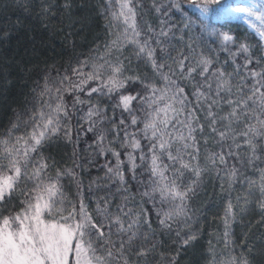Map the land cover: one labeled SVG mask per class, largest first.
I'll return each instance as SVG.
<instances>
[{
	"label": "snow or ice",
	"instance_id": "obj_1",
	"mask_svg": "<svg viewBox=\"0 0 264 264\" xmlns=\"http://www.w3.org/2000/svg\"><path fill=\"white\" fill-rule=\"evenodd\" d=\"M106 2L111 15L110 39L102 50L98 47L95 55L69 65L54 78L45 77L27 117L21 120L18 116L0 136V264H129L130 252L147 255L146 249L135 248L138 239L148 237L140 232V216L125 210L127 196L123 204L115 205V210L111 199L104 196L90 207L76 171L83 166L75 159L74 167L50 173L53 158L45 156L43 149L54 141L73 144L75 157L80 133H92L89 148L115 161L107 162L105 168L107 178L119 182L118 191H128L124 187L126 171L136 179L137 169L145 168L149 178L141 195L153 201L158 195L159 203L169 206L167 210L161 208L157 215L160 225L170 232L174 224L181 230L189 226L187 201L203 172L223 170L231 183L239 172L237 164L254 166L255 161L264 162V64L257 61L259 69L249 67L253 64L250 46L240 44L231 53L235 65L231 73L214 68V61L203 55L194 61L183 53L173 57L159 40L158 54L149 39H139L141 31L133 0ZM205 3L216 5L215 10L230 8L225 0ZM116 5L118 10H114ZM200 11L203 15L209 9ZM235 11L264 26V4L237 7ZM255 31L264 40V31ZM160 35L166 36L167 32L161 31ZM222 41L234 42V37L223 33ZM129 46L134 47L137 59L150 64L151 81L125 75L124 60L128 58L121 57ZM241 53L243 64H236L235 57ZM241 68L246 75L241 74ZM233 76L239 78L237 83H233ZM179 81H187V85ZM136 84L140 87H132ZM188 86L190 91L186 90ZM93 94L112 100L113 117L115 109H121L118 123L107 117L99 101L93 102ZM106 123L111 127L102 126ZM206 128L221 151H205L201 158V140L205 146L209 142L202 135ZM109 134L112 139H108ZM231 160L236 163L230 165ZM256 171L259 207L264 211V168ZM248 183L250 190L256 181ZM72 185L74 195L70 194ZM233 219V204L229 201L223 217L226 249ZM176 236L182 246L197 238L190 232L181 236L180 230ZM209 252L212 258L208 264H237L235 256L217 261L211 246ZM170 264H175L174 258ZM240 264L249 261L241 259Z\"/></svg>",
	"mask_w": 264,
	"mask_h": 264
},
{
	"label": "trees",
	"instance_id": "obj_2",
	"mask_svg": "<svg viewBox=\"0 0 264 264\" xmlns=\"http://www.w3.org/2000/svg\"><path fill=\"white\" fill-rule=\"evenodd\" d=\"M4 1L7 2L5 7L0 6V136L7 132L18 116L21 120L27 117L29 110L36 104L45 77L54 78L58 72L63 73L69 65H75L78 60L95 55L98 47L102 50L103 45L110 39L111 21L106 0ZM76 1L86 2V7L73 9ZM87 1L94 4L93 8L87 4ZM252 1L257 5L264 4V0ZM193 2L207 7L208 17L204 18L193 11L190 7ZM133 4L136 6V20L141 31L139 39H149L158 54L157 40L173 57L178 58L183 53L194 61L203 55L214 61V68H223L231 73L235 67L231 53L236 52L240 44H247L250 46L253 58V64L249 67L259 69L260 64L257 61L264 64V59H261L264 55L260 40L242 22L214 19V17H228L231 9L249 5L225 2L230 8L215 10L216 5H206L205 0H133ZM84 10L89 14L87 13L79 22L80 13ZM114 10H118V5ZM161 31L167 32V35L161 36ZM223 33L232 35L234 42L225 44L222 41ZM37 43L45 47L38 51L34 50L36 53L26 51L27 46H34ZM51 48L55 50L52 51ZM243 55L241 53L235 57L236 64H243ZM124 57L128 58L124 60L127 67L125 75H139L151 81L153 72L150 64L144 59H137L133 46L125 49L121 59ZM168 63L171 64L172 61ZM172 66L176 67L175 64ZM241 74L246 75V70L241 68ZM174 78L178 79V76ZM232 79L233 83L239 80L236 76ZM5 81H12V86L4 88ZM179 82L187 85V81ZM247 83L250 84L251 80H247ZM132 87H140V85L136 84ZM186 90L190 91V86ZM92 99L94 103L99 101V106L106 110L107 117L115 119L118 123L117 118L121 109H115V117H113L112 100L107 96L96 94H93ZM127 115L124 113L125 117ZM137 115L143 114L138 112ZM201 116L203 117L202 113ZM102 126L111 127V124L106 123ZM75 135L74 131V138ZM197 135L201 134L197 133ZM202 135L208 138L209 142L205 146L201 140V158L205 151H221L220 146L214 143L216 138L210 130L206 128ZM92 136L93 134L89 132L80 133L79 145L75 147V157H73L74 145L63 141L50 143L43 152L45 156L53 158L50 161V163L54 162L53 167L49 169L52 175H55L57 168L74 167V159L76 164L83 166L76 168V171L83 181L86 203L90 207L95 206L97 198L104 196L111 199L115 210V205L123 204V197H128L125 210L131 209L133 215L140 216L142 221L140 232L148 237L146 240L138 239L135 244L137 251L141 248L146 249L147 255L137 256L134 252H130L129 264H170L173 258L175 264H208L212 258L209 252L210 246L214 249L217 261L222 257L228 259L230 256H235L237 264H240L241 259H247L249 264H264V211L259 207L261 196L258 189L259 173L256 171V168H264V162L255 161L254 166L237 164L239 172L231 183L225 177L223 170L203 172L197 182L195 193H190V199L187 201L188 214L191 216L189 226L181 230V227L174 224L170 232L160 225V217L157 215L161 208L167 210L169 206L161 205L158 195L155 201L141 195L146 190L149 178L146 169L138 168L136 179H132V174L126 171L127 184L124 187H127L128 191H118L121 187L119 182L115 179L109 180L105 168L107 162L115 161L110 155H98L94 149L89 148ZM108 139H112L111 134ZM235 163V160L230 161V165ZM191 178L195 179V177ZM187 179L186 175V182ZM249 180L256 181L250 190ZM141 181H144V184H141ZM64 183L69 184L67 178ZM75 191V186L72 185L70 194L74 195ZM229 201L233 204L234 219L228 237L229 247L226 249L223 239V217ZM148 224L151 225L150 229ZM178 230L181 231V236L190 232L196 234L197 238L190 244L182 246L176 236ZM192 255L193 257H190Z\"/></svg>",
	"mask_w": 264,
	"mask_h": 264
},
{
	"label": "rangeland",
	"instance_id": "obj_3",
	"mask_svg": "<svg viewBox=\"0 0 264 264\" xmlns=\"http://www.w3.org/2000/svg\"><path fill=\"white\" fill-rule=\"evenodd\" d=\"M196 1V0H195ZM225 2H232V3H243V4H245V5H249V6H252L253 4H256V3H254L252 0H225ZM6 3L7 2H5L4 0H0V6H3V8L5 7V5H6ZM87 4H89L90 6H92V8H93V6H94V4H92V3H90L89 1H87ZM86 7V2H78V1H76L75 2V5L73 6V9L74 8H79V9H82V8H85ZM190 7L194 10V11H196V12H198L202 17H207L208 16V13L206 12V13H204L203 15L201 14V9L202 8H204V5H202V4H199V3H197V2H193L191 5H190ZM237 8V7H236ZM236 8H234V10H232L231 9V11H230V14H229V16L230 17H228V18H230V19H236V20H239V21H242L244 24H246L247 25V27L251 30V31H253L256 35H257V32L255 31V28H260L259 27V25L255 22V21H253V20H251L252 18H249L246 14H244V13H238V12H236L235 11V9ZM88 11H90V9H88ZM88 11H86V10H84L83 12H81L80 14H81V17L79 18V22L83 19V18H85L86 17V14L88 13L89 14V12ZM216 18V17H215ZM222 18H225V17H220V18H218V19H222ZM83 23H84V21H83ZM253 25H255V27H253ZM80 28V27H79ZM261 29V28H260ZM261 31H264V30H262L261 29ZM258 37H259V35H257ZM81 38V37H80ZM79 38V39H80ZM260 38V37H259ZM23 41V40H22ZM262 41V44H263V51H264V40H261ZM35 45H38V47H36ZM45 46H43L42 44H34V46H32V45H29V46H27V50L26 51H30V52H32V53H36L34 50H40V48H44ZM14 49H16V46H15V44H14ZM52 49V51H54L55 50V48H51ZM26 51H24V54L26 53ZM57 52H59V51H57ZM15 53H16V50H15ZM264 53V52H263ZM23 57L25 56V55H22ZM23 57H22V59H23ZM26 60V59H25ZM7 63V62H6ZM19 64V63H18ZM17 64V65H18ZM6 73H4V75H5ZM1 75V74H0ZM6 82V81H5ZM12 81H10V82H6L5 84H3V87L4 88H9V87H11L12 86ZM193 252H191V254H192ZM194 254V253H193ZM190 257H193V255L192 256H190Z\"/></svg>",
	"mask_w": 264,
	"mask_h": 264
},
{
	"label": "bare ground",
	"instance_id": "obj_4",
	"mask_svg": "<svg viewBox=\"0 0 264 264\" xmlns=\"http://www.w3.org/2000/svg\"><path fill=\"white\" fill-rule=\"evenodd\" d=\"M257 35H258V33H257Z\"/></svg>",
	"mask_w": 264,
	"mask_h": 264
}]
</instances>
